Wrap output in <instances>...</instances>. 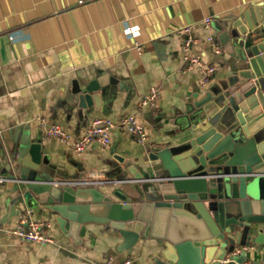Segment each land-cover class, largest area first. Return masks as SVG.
<instances>
[{
    "label": "crops",
    "instance_id": "1",
    "mask_svg": "<svg viewBox=\"0 0 264 264\" xmlns=\"http://www.w3.org/2000/svg\"><path fill=\"white\" fill-rule=\"evenodd\" d=\"M251 9L249 18L257 19L264 13V0H0V37L9 36L6 60L0 57V175L18 134L42 143L55 180L77 179L89 170L118 180L124 166L108 163L115 156L139 159L140 165L149 149L185 139L192 126L215 125L219 113L206 125L188 115L201 71H183V29L193 27L201 39L193 52L218 65L209 90L237 63L234 35H245L235 23L245 21ZM206 18H211L210 28L205 27ZM130 28L136 29L135 35ZM210 35L222 44L223 54H213L206 42ZM75 81L88 86L100 103L98 110L93 105L86 111L87 117L69 106ZM155 86L160 90L157 105H140ZM125 113L146 126L147 141L139 142L127 128H115L108 148L93 142L79 154L58 138L45 136L48 126L59 124L78 140L94 118L119 122ZM96 187L111 189L108 184ZM8 194L0 183V264H104L109 259L144 264L156 246L155 240H147L134 252L118 253L120 240L95 224L88 225L83 243L77 245L49 212L10 215ZM28 219L50 222L55 242L40 244L6 234ZM250 251L251 263H262L259 249Z\"/></svg>",
    "mask_w": 264,
    "mask_h": 264
},
{
    "label": "water",
    "instance_id": "2",
    "mask_svg": "<svg viewBox=\"0 0 264 264\" xmlns=\"http://www.w3.org/2000/svg\"><path fill=\"white\" fill-rule=\"evenodd\" d=\"M235 23L238 61L231 74L192 96L188 115L206 125L173 145L149 149L139 159L115 156L123 165L110 190L62 185L54 179L41 142L18 134L3 180L10 215L49 212L65 237L83 243L88 225L120 240L118 253L155 240L144 264H264V13ZM261 24V25H260ZM251 33V35H250ZM9 36L0 37L6 60ZM68 98L80 117L100 103L75 81ZM198 123V122H197ZM247 246L237 254L235 249ZM31 264H34L31 262Z\"/></svg>",
    "mask_w": 264,
    "mask_h": 264
},
{
    "label": "built area",
    "instance_id": "3",
    "mask_svg": "<svg viewBox=\"0 0 264 264\" xmlns=\"http://www.w3.org/2000/svg\"><path fill=\"white\" fill-rule=\"evenodd\" d=\"M205 27H211V18L204 19ZM131 35L136 34V29H128ZM185 38L183 41V71H193L198 68L201 71L199 76L200 88L206 89V86L212 82L211 78L215 74L218 68L217 64H208L202 59L200 52H193V45L200 42V38L193 34V27H185L183 29ZM213 54L221 55L224 52V48L220 42H218L213 36L206 38ZM142 49V46H138ZM160 94L159 87H152L150 92L140 99V105L156 106L157 99ZM43 121V120H42ZM44 122V121H43ZM92 123L87 127L83 136L78 140H73L72 134L63 128L59 124H53L46 128V138H58L61 142L65 143L75 152L82 154L83 151L93 142H97L101 148H108L111 144V131L115 128H127L139 142H145L148 140L146 132V126L137 120L133 113H125L120 116L119 122L112 121L106 117L94 118ZM4 176L0 175V181L3 180ZM59 183L62 185H73L80 187H91L103 184H117L119 180L108 178L98 170H89L84 173V176L77 179H59ZM51 228L50 222L42 220L28 219L20 224L16 229L9 230L6 234H15L19 238L26 241L37 242L40 244L54 243L55 239L51 237L49 230ZM247 246H239L235 249V252L239 254L242 251L247 250ZM134 260L125 259L122 262L114 263L112 259L105 261L104 264H133Z\"/></svg>",
    "mask_w": 264,
    "mask_h": 264
}]
</instances>
